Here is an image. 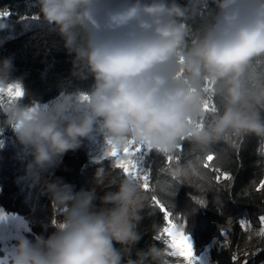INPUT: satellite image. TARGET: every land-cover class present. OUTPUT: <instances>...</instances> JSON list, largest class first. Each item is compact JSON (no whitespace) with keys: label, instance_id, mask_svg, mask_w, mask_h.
<instances>
[{"label":"clouds","instance_id":"obj_1","mask_svg":"<svg viewBox=\"0 0 264 264\" xmlns=\"http://www.w3.org/2000/svg\"><path fill=\"white\" fill-rule=\"evenodd\" d=\"M35 6L34 18L61 37L71 78L92 82L80 87L69 80L41 103L12 77L13 57L0 59V135L10 129L27 161L17 182L39 188L57 214L36 234L23 218L13 226L12 214L0 210V264H171L170 248L137 247L146 197L135 177L107 184L96 177L93 187L76 190L53 169L86 141L106 152L134 143L169 154L185 141L207 153L221 142L255 137L256 154L264 157L258 71L264 0H35ZM209 97L217 101L210 112Z\"/></svg>","mask_w":264,"mask_h":264},{"label":"trees","instance_id":"obj_2","mask_svg":"<svg viewBox=\"0 0 264 264\" xmlns=\"http://www.w3.org/2000/svg\"><path fill=\"white\" fill-rule=\"evenodd\" d=\"M38 12L35 0H0V13L4 14L0 15V20L7 16L12 20L30 18ZM47 29L44 25L9 36L2 32L0 36L3 38L0 59L13 57L12 77L20 78L29 98L41 103L58 95L61 86L67 85L69 80L80 87H88L92 82L71 78V57L63 48L61 37ZM258 71H264V64ZM208 101L217 104L215 97ZM0 141L4 145L0 148V207L9 214L23 217L32 232L40 234L41 225L49 224L57 214L50 199L41 195L39 188L31 189L17 182L18 177L24 175L27 161H22L20 146L12 131L6 129ZM257 145L255 137H240L231 144H216L207 153L187 141L169 154L149 150L142 162L149 175V188H143L146 199L139 230L144 235L137 247L150 243L168 247L164 234L161 239H155L168 226L164 213L152 200V196H156L172 212L169 219L193 237L197 250L212 243L223 230L228 232L229 247L215 245L211 249L213 264H264V237L257 255L247 258L235 255L237 247L246 239L242 221L259 227L264 217V157L256 154ZM93 151L94 146L87 141L80 149L69 151L53 169L54 175L75 185L76 190L93 187L96 177L107 184L115 177L127 175L111 160L95 159ZM209 154L214 157L212 161L206 160ZM168 155L174 157L171 162ZM205 163L209 166L204 167ZM154 224L160 229L158 233L152 228ZM52 230L48 228L49 232Z\"/></svg>","mask_w":264,"mask_h":264},{"label":"rangeland","instance_id":"obj_3","mask_svg":"<svg viewBox=\"0 0 264 264\" xmlns=\"http://www.w3.org/2000/svg\"><path fill=\"white\" fill-rule=\"evenodd\" d=\"M0 25H3V27H0V36L2 32H5V35H12L13 33H19V32H25L37 27H42L44 25H46L45 23H43L41 20H37L34 17H30V18H19L16 20H12L10 19L8 16L5 17L4 19L0 20ZM0 40H3V38L0 37ZM92 145L94 146V157L95 159H109L111 160L115 165L118 162H126L124 161L122 158L124 157V151H119L117 153V157H120L121 160L118 161L117 157H112L110 156L106 151H101L99 144L96 143H92ZM140 146L139 144H132V145H128L129 147V151H134L135 147ZM141 151L146 154L149 152L148 149L144 148L143 146L141 147ZM0 210H3L0 207ZM4 211V210H3ZM5 212V211H4ZM7 213V212H6ZM23 218L19 215H11L10 216V222L12 223L13 226H15L17 224V222L20 221V219ZM264 218V217H262ZM261 218V225L259 227H253L249 222H247L246 220H243L242 225L246 234V239L244 242H242L236 249L235 251V255L236 257H241L243 256V258H247L248 256L252 255H257L261 249V241L264 237V235H261V230L264 229V219ZM23 220H25L23 218ZM26 221V220H25ZM173 225H175V228L173 229L174 231L177 232H183V234L187 235L182 226L177 225L176 223L172 222ZM29 226V225H28ZM167 227H171L169 224ZM166 239H169L167 237V234L164 233ZM190 236V235H189ZM220 236V237H219ZM217 237V239H215L212 243H210L209 245H207L206 247H203L200 250H197L195 248V241L193 239V237L190 236L191 240H192V248H193V254L200 258L201 260H203V264H213L212 260H211V249L212 247H214L215 245H220V246H224V247H229L230 242L228 239V232L226 230H223L220 235ZM220 238V239H219ZM172 251V250H171ZM4 250H3V243H0V257L4 256ZM169 260L171 261V264H187V261L183 258V257H179V256H169Z\"/></svg>","mask_w":264,"mask_h":264},{"label":"snow or ice","instance_id":"obj_4","mask_svg":"<svg viewBox=\"0 0 264 264\" xmlns=\"http://www.w3.org/2000/svg\"><path fill=\"white\" fill-rule=\"evenodd\" d=\"M0 15L4 14L0 13ZM215 107L216 106L214 104H210V102L207 101L205 105V111H213L215 110ZM141 147L142 145L135 147L134 151H129V147H126L123 150L124 157L122 158L126 162H118L115 166L121 168L125 174L135 177L139 182H142L144 189H148L149 175L143 168L142 162L144 160L145 154L141 151ZM108 154L112 157H117L116 152H109ZM167 159L171 162L174 157L173 155H168ZM213 159L214 157L211 154L207 155L206 157L207 161H212ZM117 160L120 161L121 158L117 157ZM208 166L209 165L205 163L204 167ZM152 200L156 205L159 206L160 210L164 213V219L171 226L164 227L162 233L158 234L156 239H161L163 234L166 233L169 239H165L164 242L172 250L170 255L183 257L187 261V264H203V260L193 254L192 240L190 236L183 234V232H177L173 230L175 225H173L172 220L169 219V217L172 216V212L168 211L165 205L160 200H158L156 196H152ZM261 235H264V229L261 230Z\"/></svg>","mask_w":264,"mask_h":264}]
</instances>
